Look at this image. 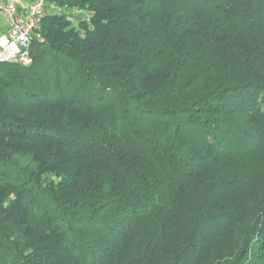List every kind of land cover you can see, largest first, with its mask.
Returning <instances> with one entry per match:
<instances>
[{"label": "trees", "instance_id": "obj_1", "mask_svg": "<svg viewBox=\"0 0 264 264\" xmlns=\"http://www.w3.org/2000/svg\"><path fill=\"white\" fill-rule=\"evenodd\" d=\"M31 56L0 264H264V0H50Z\"/></svg>", "mask_w": 264, "mask_h": 264}, {"label": "built area", "instance_id": "obj_2", "mask_svg": "<svg viewBox=\"0 0 264 264\" xmlns=\"http://www.w3.org/2000/svg\"><path fill=\"white\" fill-rule=\"evenodd\" d=\"M49 1L0 0V13L6 21V31L0 33V64L7 61H18L24 66L32 64L33 36Z\"/></svg>", "mask_w": 264, "mask_h": 264}, {"label": "rangeland", "instance_id": "obj_3", "mask_svg": "<svg viewBox=\"0 0 264 264\" xmlns=\"http://www.w3.org/2000/svg\"><path fill=\"white\" fill-rule=\"evenodd\" d=\"M5 25V26H4ZM6 21H5V18L4 16L0 13V32L2 31H6Z\"/></svg>", "mask_w": 264, "mask_h": 264}, {"label": "crops", "instance_id": "obj_4", "mask_svg": "<svg viewBox=\"0 0 264 264\" xmlns=\"http://www.w3.org/2000/svg\"><path fill=\"white\" fill-rule=\"evenodd\" d=\"M4 32V31H3ZM2 31L0 33H3Z\"/></svg>", "mask_w": 264, "mask_h": 264}]
</instances>
